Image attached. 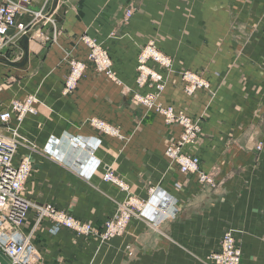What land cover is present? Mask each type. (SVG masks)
I'll list each match as a JSON object with an SVG mask.
<instances>
[{"label": "crops", "instance_id": "crops-1", "mask_svg": "<svg viewBox=\"0 0 264 264\" xmlns=\"http://www.w3.org/2000/svg\"><path fill=\"white\" fill-rule=\"evenodd\" d=\"M188 13L203 17L199 31L213 34L179 43L174 18ZM19 21L30 38L25 43L9 31L0 81L13 77L14 83L0 100L34 99V112L19 126L11 120L7 133L21 140L17 160L32 163L25 198L92 226L111 218L127 195L145 204L121 237L102 243L64 228L53 235L52 223L30 209L23 232L31 236L38 264H209L228 230L241 248V264H264V0H31ZM227 31L250 38H224ZM85 37L107 53L111 78L88 62ZM150 40L173 60L169 72L149 63L165 83L159 103L199 123L196 141L184 151L199 158L212 187L181 174L165 157L182 127L133 101L134 94L155 92L137 84L138 56ZM191 44L214 51L193 62L210 87L190 97L180 73L191 69V57L174 48ZM218 48L245 50L223 55ZM72 62L86 68L65 95ZM91 119L115 128L117 136L95 131ZM106 174L128 192L105 182Z\"/></svg>", "mask_w": 264, "mask_h": 264}, {"label": "built area", "instance_id": "built-area-1", "mask_svg": "<svg viewBox=\"0 0 264 264\" xmlns=\"http://www.w3.org/2000/svg\"><path fill=\"white\" fill-rule=\"evenodd\" d=\"M31 0H3L0 4V53L9 45V31L14 29L16 35L29 34L28 26L19 21L30 12ZM129 15V13H127ZM37 20H41L42 17ZM31 30V29H30ZM83 42L89 47L88 62L95 70L112 77L111 61L107 53L94 41L83 38ZM151 61L165 69L171 68V61L155 51L152 44L145 47L144 52L138 57L139 75L137 84L140 87L150 86L155 92L147 95L135 94V100L142 104L144 108L162 116L168 124H179L182 133L179 139L170 143L165 150L166 158L175 164L181 174L197 175L198 182L202 186L212 187L213 179L200 172V161L196 156L185 153L184 147L192 145L199 133L200 125L192 121L182 113H177L172 106L162 107L157 104V99L165 89L162 75L148 68L147 63ZM86 68L82 62H72L70 73L65 81L63 93L71 94L75 91L80 78ZM184 86V92L192 95L197 90L207 89L208 84L189 71H184L180 75ZM34 99L28 98L25 101L12 102L7 109L0 110V126L9 125L11 120L17 116L21 121L27 113H33ZM90 127L95 131L117 136V130L104 121L91 119ZM0 127V128H1ZM19 143L11 136H4L0 133V251L9 259L11 264H38V251L31 242V236L23 232V225L27 218L28 211L34 209L38 220L47 219L52 223L50 233L55 235L60 229H68L81 236H96L102 242L110 241L116 237H121L127 225L133 217H138L145 204L127 195L126 199L118 204L114 216L107 221L98 232L90 224L77 221L72 216L56 210L51 205L35 206L24 197L25 185L32 174V163L28 157H19ZM104 181L114 183L122 191L128 192V187L111 174L104 176ZM151 195L153 191L149 192ZM241 251L236 245L234 233L227 231L220 241L219 251L213 253L208 259L210 264H241Z\"/></svg>", "mask_w": 264, "mask_h": 264}, {"label": "rangeland", "instance_id": "rangeland-1", "mask_svg": "<svg viewBox=\"0 0 264 264\" xmlns=\"http://www.w3.org/2000/svg\"><path fill=\"white\" fill-rule=\"evenodd\" d=\"M3 2V1H2ZM1 2V3H2ZM0 3V4H1ZM128 13H129V15L131 14V11L129 10L128 11ZM129 15H127V16H129ZM38 17H39V15H37V19H38ZM202 16H197V15H194V14H192V15H190V13H188V15H185V16H183V15H181L180 17H175L174 18V21H175V27L176 28H180V30L179 31H176L175 32V38H176V40H178L179 41V43H181V40L182 39H186V40H190V43H194V41H198L199 39H204L205 38V35H212L213 33H206V32H204V31H199V23L198 22H200L201 20H202ZM38 22H41V20H39ZM38 24V23H37ZM30 34V33H29ZM29 34H26V35H28L29 36V38H30V35ZM233 35L231 36V32L230 31H227L226 33H224V38H226L225 36H227V37H233L234 39H239V40H241V41H243V40H247L248 38H250V36L248 37V35H247V33L246 32H244V33H241V32H233L232 33ZM255 35H257V33H255ZM22 36H24V35H22ZM21 36V37H22ZM149 44H152L153 46H154V48H155V51H157L159 54H161L162 56H164V57H166V58H168L170 61H171V68L170 69H165V68H163V67H161L160 65H157L156 63H153V62H151V61H149L148 63H147V66H148V68H150L149 67V63L151 62V63H153L154 65H156V66H158L159 68H161V69H164L165 71H168L169 72V70L170 71H172V68H173V60H172V58H171V56L167 53L168 51H167V49L165 48V47H159V46H157V44L155 43V41L154 40H150V41H148L147 42V44L142 48V50H141V52H140V54H139V56L142 54V52H144V50H145V47L146 46H148ZM208 50H209V48H203V47H198V46H193V44H191V46L189 47V48H182V47H175L174 48V51H175V54L177 55V54H179V53H182L183 51H187V52H189V55H190V57H191V61H192V63H191V69L190 70H185V71H189V72H191V73H194L195 75H197L198 77H200L201 79H203L207 84H208V86L210 87V85H209V82L207 81V80H205L196 70H193L194 68L193 67H195L194 65L195 64H193V62H195V63H197L198 62V57H200V55L202 56V55H205V56H209L211 53H212V51H214L213 49H212V51H210V52H208ZM243 50H245V49H243V48H234L233 49V52H232V48H218V49H216V51L217 52H223V55H229V53H230V51L232 52L231 54H233V55H242V52H243ZM1 54V53H0ZM138 56V57H139ZM1 67V66H0ZM138 68H139V64L137 63V72L139 73V71H138ZM0 69H5L3 66H2V68H0ZM151 69V68H150ZM156 72V71H155ZM182 72H184V71H182ZM181 72V73H182ZM181 73H180V75H181ZM7 80L8 81H6V80H2L1 79V81H0V93H2V90L3 89H5V87L10 83L11 85H12V83H14V79H13V77H8L7 78ZM180 81H181V78H180ZM182 83V82H181ZM183 84V83H182ZM4 87V88H3ZM208 87V88H209ZM207 88V89H208ZM207 89H202V90H207ZM183 91H184V86H183ZM198 91H200V90H197V91H195L192 95H190V97L191 96H194ZM185 93V92H184ZM148 94H150V93H148ZM186 94V93H185ZM135 95V94H134ZM147 95V94H146ZM187 95V94H186ZM144 96V95H143ZM187 96H189V95H187ZM133 98V97H132ZM16 101H18V100H11L10 102H8L7 104L6 103H3V101L2 100H0V109H7V108H9L10 107V105H11V103L12 102H16ZM22 102V101H21ZM135 103L136 104H138V105H140V106H142V104L141 103H139V102H137L136 100H135ZM157 104H160L159 103V100L157 99ZM162 107H164L162 104H160ZM168 107V106H167ZM174 108V107H173ZM178 113V112H177ZM189 118V117H188ZM192 120V119H191ZM13 121L16 123V125H20L21 123H22V121H23V119L21 120V121H18L17 120V116L15 115V117L13 118ZM192 121H196V120H192ZM197 122V121H196ZM8 126L9 125H7V126H4V127H1L0 128V133H2L4 136H8L7 135V133L9 132L10 133V131H8ZM200 129H201V127H200ZM10 130H13V128L12 129H10ZM16 130H18V129H16ZM201 131V130H200ZM12 132V131H11ZM15 135H16V137H18L17 136V133L15 132ZM13 139H15L18 143H19V146H20V138H15V136L13 137V136H11ZM180 137V136H179ZM22 143V142H21ZM188 146H191V145H187V146H185L184 147V150H185V148L186 147H188ZM168 147V146H167ZM166 147V148H167ZM166 150V149H165ZM186 153V152H185ZM187 154V153H186ZM164 155H165V151H164ZM188 155H190V154H188ZM191 156H193V155H191ZM166 157V156H165ZM32 171H33V167H32ZM197 176V175H196ZM116 178V177H115ZM120 181V180H119ZM106 182V181H105ZM121 182V181H120ZM109 183V182H108ZM112 184H114V183H112ZM115 185V184H114ZM117 186V185H116ZM119 188V187H118ZM120 189V188H119ZM25 197V196H24ZM121 203V202H120ZM117 208H118V206H117ZM117 208H116V211H117ZM144 208H145V206H143V208H142V210H141V213L143 212V210H144ZM116 211H115V213H116ZM114 213V214H115ZM114 214L112 215V217L114 216ZM111 217V218H112ZM111 218H109L107 221H109ZM133 218H135V217H133ZM132 218V219H133ZM132 219H130V221L132 220ZM107 221H105L102 225H100V226H92V227H94V229H96L98 232L103 228V226H104V224L107 222ZM130 221H129V223H130ZM129 223H128V225H129ZM128 225H127V227H128ZM127 230V229H126ZM228 231H232V230H228ZM227 232V231H226ZM233 232V231H232ZM225 233V232H224ZM223 233V234H224ZM223 236V235H222ZM93 237H96V236H93ZM97 238V237H96ZM116 238H118V237H116ZM101 243H102V241L99 239V238H97ZM115 239V238H114ZM222 239V238H221ZM113 240V239H112ZM236 240V239H235ZM111 241V240H110ZM106 242V241H105ZM108 242V241H107ZM236 245L238 246V248L240 249V251H241V248H240V246L238 245V243H237V241H236ZM213 255V254H212ZM211 256V255H210ZM209 256V257H210ZM209 257L207 258V260L209 259ZM241 258H242V251H241ZM210 264V263H209Z\"/></svg>", "mask_w": 264, "mask_h": 264}, {"label": "water", "instance_id": "water-1", "mask_svg": "<svg viewBox=\"0 0 264 264\" xmlns=\"http://www.w3.org/2000/svg\"><path fill=\"white\" fill-rule=\"evenodd\" d=\"M54 2L56 4L58 2V0H54ZM28 39H29V37L27 35L22 37V41L25 42V43L28 41ZM0 63L7 64L8 61L0 58ZM0 264H11L9 259L1 251H0Z\"/></svg>", "mask_w": 264, "mask_h": 264}, {"label": "bare ground", "instance_id": "bare-ground-1", "mask_svg": "<svg viewBox=\"0 0 264 264\" xmlns=\"http://www.w3.org/2000/svg\"><path fill=\"white\" fill-rule=\"evenodd\" d=\"M24 36H26V35H24ZM28 36V35H27ZM23 37V36H22ZM29 37V36H28ZM170 71V70H169ZM153 89V88H152ZM151 94V93H150ZM261 148V145H259L258 146V149H260ZM179 170V169H178ZM151 195V194H150Z\"/></svg>", "mask_w": 264, "mask_h": 264}]
</instances>
